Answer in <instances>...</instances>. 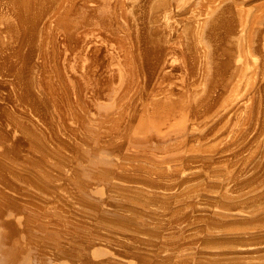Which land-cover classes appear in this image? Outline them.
<instances>
[{"label": "bare ground", "instance_id": "obj_1", "mask_svg": "<svg viewBox=\"0 0 264 264\" xmlns=\"http://www.w3.org/2000/svg\"><path fill=\"white\" fill-rule=\"evenodd\" d=\"M0 264H264V0H0Z\"/></svg>", "mask_w": 264, "mask_h": 264}]
</instances>
